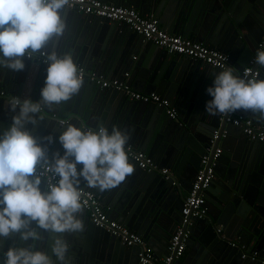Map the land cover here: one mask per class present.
Wrapping results in <instances>:
<instances>
[{
  "label": "water",
  "instance_id": "1",
  "mask_svg": "<svg viewBox=\"0 0 264 264\" xmlns=\"http://www.w3.org/2000/svg\"><path fill=\"white\" fill-rule=\"evenodd\" d=\"M101 1L134 7L143 16L157 18L169 33L227 54L231 57L228 68L238 76L264 41V0ZM65 19L68 29L60 50L72 51L75 62L112 79L122 75L128 69L132 55L143 49L155 60L151 65H143L135 79V87L140 91L159 93L174 102L185 98L189 104L180 103L184 107L188 105L185 107L187 112L183 109V117L174 120L167 115L165 107L132 101L121 92L101 88L84 79L79 95L47 113L43 120L38 119L35 126L28 124L27 130L38 141L48 135L54 137L52 144L42 141L51 158L56 152L63 155L64 151L58 142L62 131L59 120L69 118L77 126L81 123L93 127L103 124L109 131L112 127L118 128L129 137L126 146H133L155 162L172 167L179 178V184L174 186L160 173L142 170L129 158L133 173L112 189L119 204L113 217L119 223L141 235L156 254L160 246L167 248L165 256L170 254L171 239L182 226L183 233H191L188 245L194 243L197 248L196 264H264V145L250 140L240 127L228 122L226 115L213 116L205 111V103L211 99L206 88L211 86L214 74L222 70L170 53L146 42L125 24L113 23L107 18L69 9ZM211 21L216 23L212 32L208 25ZM246 29L251 36L244 35ZM233 59L239 60L240 65L233 63ZM24 63L25 69L18 72L0 67V94L4 93V97H0V135L11 126L16 114L11 110V99L37 102L41 98L46 65H37L35 60L28 58ZM255 68L260 70L259 78L264 79V68L257 64ZM249 113L255 125L264 127V119L252 111ZM218 149L221 153L216 157ZM206 155L210 156V164L216 163L215 173L223 180L211 183L202 192L208 216L183 226L184 217L179 207L168 210L165 202L180 199L183 206ZM189 178L191 182L185 183ZM81 188L89 189L83 184ZM89 190L99 195L98 190ZM125 203L131 205L125 208ZM84 211L80 217L85 225L84 232L65 234L68 243L72 236L75 238L74 247L69 245L71 264H140L137 247L124 245L120 239L93 224L86 226L87 211ZM41 234L47 240L48 234L42 231ZM84 237L89 238L85 246L82 243ZM92 238L99 248L89 249ZM232 242L238 246L232 247ZM32 243L31 240L21 241L18 235L6 239L0 248V264L4 261L3 252L9 248L28 247ZM35 248L52 255L50 241L46 249L42 242ZM72 251L75 258H72ZM253 251L259 252L260 260L253 262L242 258ZM172 264L183 263L175 260Z\"/></svg>",
  "mask_w": 264,
  "mask_h": 264
},
{
  "label": "clouds",
  "instance_id": "2",
  "mask_svg": "<svg viewBox=\"0 0 264 264\" xmlns=\"http://www.w3.org/2000/svg\"><path fill=\"white\" fill-rule=\"evenodd\" d=\"M74 0H0V67L13 72L25 69L24 59L46 65V78L40 100L13 98L11 126L0 135V248L4 241L19 236L28 247H12L3 252V264H71L65 234L85 230L81 185L106 191L130 176L126 145L129 137L116 127H96L71 119L58 121L62 130L58 142L63 148L49 156L54 143L48 135L38 141L27 130L47 113L55 111L79 95L84 70L72 51H62L68 23L67 11ZM254 63L264 68V50H257ZM211 97L205 103L210 115L251 110L264 119V79L247 70L241 77L233 69L215 73ZM79 166V168H78ZM43 185V189H42ZM41 231L48 234L46 240ZM46 250H36L37 243Z\"/></svg>",
  "mask_w": 264,
  "mask_h": 264
},
{
  "label": "built area",
  "instance_id": "3",
  "mask_svg": "<svg viewBox=\"0 0 264 264\" xmlns=\"http://www.w3.org/2000/svg\"><path fill=\"white\" fill-rule=\"evenodd\" d=\"M70 10L85 15L107 18L113 23L125 24L130 30L143 36L146 42H151L170 53L187 56L192 60L201 61L219 70L228 68L230 62L228 55L182 35L169 33L162 27L157 18L143 16L139 10L134 7L116 6L102 2L101 0H74ZM259 50H264V41L260 45ZM255 56L239 76L243 77L247 70H251L252 74L259 73L260 77V70L255 68ZM35 61L37 65H45L39 60ZM78 65L84 70V79L89 80L99 87L114 89L123 93L132 101L165 107L171 119L176 120L178 118L177 110L168 99L155 93L143 94L134 90L129 83L130 73H124L120 77L107 79L102 75L90 72L80 64ZM0 97H4L3 92L0 94ZM224 115L228 117V122L236 127H240L250 140L260 142L264 145V127L257 126L252 120L242 117L239 114V110ZM215 138H217V135ZM125 150L128 157L134 161L140 169L148 172H158L166 180H171L174 186L179 184V180L171 169L161 167V165L142 151L132 148H126ZM220 153L221 150L218 149L216 157L219 156ZM210 162L209 155L203 157L201 162L202 167L195 177L189 194L184 199L181 211L184 217L183 226L191 224L194 220L205 219L208 216L209 210L202 192L209 188L215 175L216 163L210 164ZM81 191L83 193V209L89 213L92 224L106 231L111 236L120 239L124 245L128 247H137L139 249L138 257L140 264H172L175 260H180L184 256L187 248V239H189L191 233L189 231L183 233L182 226L178 228L176 234L171 239L169 248L170 254L160 260L157 258L153 248L142 236L131 231L118 221L112 220L108 216L100 197L94 191L85 188H81ZM218 232L221 233V229H219ZM237 246L238 244L236 242H232V247ZM242 258L255 262L260 260V255L258 251H253L244 254Z\"/></svg>",
  "mask_w": 264,
  "mask_h": 264
},
{
  "label": "crops",
  "instance_id": "4",
  "mask_svg": "<svg viewBox=\"0 0 264 264\" xmlns=\"http://www.w3.org/2000/svg\"><path fill=\"white\" fill-rule=\"evenodd\" d=\"M216 23H215V21H211L210 22V24H208L209 25V29L211 30V32H212V30H213V28H215V25ZM217 26H219V23H217ZM244 35L245 36H251L250 34H249V32H248V29H246L245 30V32H244ZM221 52V51H220ZM223 53V52H222ZM241 54V52H239V54H238V56ZM227 55V54H226ZM230 57V56H229ZM154 60H155V58L153 57V56H148L147 55V53L146 52H144L143 51V49L142 50H140L138 53H136V54H133L132 55V57L130 58V60H129V67H128V69L125 71V72H123V74L124 73H130V78H129V83H130V85H132V87L137 91V92H140V93H143V94H150V93H155V94H158V95H160V96H162L163 98H165V99H168L170 102H171V104H172V106L177 110V112H178V117L180 116L181 118L183 117V115L184 114H182V112H183V109H184V111H186L187 112V108H185V107H187V106H183V104H181L180 103V101H184V102H188V101H186L185 100V98L184 99H181V100H178V102H174L171 98H168V97H166V96H163V95H161V94H159V93H156V92H144V91H140V90H138L136 87H135V79H136V77H137V74H138V72L140 71V70H143V65L144 64H146V65H151V64H153V62H154ZM230 60H231V57H230ZM249 62V61H248ZM233 63H235L236 65L239 63V65H240V61L238 60V62H237V60L236 59H233ZM205 64V63H204ZM81 65V64H80ZM207 65V64H206ZM82 66H84L86 69H87V67L85 66V65H82ZM209 66V65H208ZM34 68H33V70H34V72L33 73H35V71H36V65H34L33 66ZM240 67V66H239ZM88 70V69H87ZM90 71V70H89ZM90 72H94V73H97V74H100V73H98V72H96V71H90ZM122 74V75H123ZM122 75H120V76H122ZM120 76H117V77H120ZM113 78H116V77H113ZM263 79V78H262ZM183 102V103H184ZM188 104H189V102H188ZM251 110H243V109H241V110H239V114L242 116V117H244V118H246V119H250L249 118V116L248 115H250V112ZM168 115V114H167ZM251 120V119H250ZM253 121V120H252ZM258 126V125H257ZM93 127V126H92ZM243 134H244V132H243ZM162 142V141H161ZM126 148H132V149H136L137 150V148H135V147H133V146H126ZM129 162L131 163V160H129ZM132 164V163H131ZM158 164L159 165H161V167H163V168H169L170 166H166L165 164H163V163H161V162H159L158 161ZM169 169H171L174 173H175V175H176V171H175V169H173L172 167H170ZM178 177H179V175H178ZM186 177H188V176H186ZM195 177V176H194ZM178 180H179V178H178ZM222 180L223 179H221L220 178V176L219 175H217L216 173H215V175H214V178H213V180H212V183H214L215 181H218V182H222ZM186 182L185 183H190L191 182V178H189V180H185ZM187 185V184H186ZM134 187H135V185L133 186V189H134ZM42 189H43V185H42ZM99 191V190H98ZM98 196L100 197V199H101V202H102V205H103V207H104V209H105V211H106V213L108 214V216L112 219V220H116V221H118L115 217H113V214H115V209H116V207H118L119 206V204H118V201L115 199V194H113L112 193V189H110V190H106V191H99L98 192ZM117 203V204H116ZM165 204L167 205V209L169 210L171 207H179V212L181 213V211H182V203H181V201H180V199H177L175 202L174 201H166L165 202ZM131 204H129V203H125L124 204V207L125 208H127L128 206H130ZM83 211H84V209H83ZM84 212H86V211H84ZM86 214V219H85V223H86V226H88V224H90V226L92 225V222H91V220H90V217H89V213L88 212H86L85 213ZM182 215V214H181ZM93 226V225H92ZM94 229H96L95 227H93ZM141 236V235H140ZM74 237L72 236V241H70L69 242V245L71 246V248L72 247H74V243H73V241H74ZM87 239H89V238H86V237H84L83 239H82V243H83V245L85 246V245H87ZM188 241V240H187ZM190 243H192V242H190ZM97 248H99V244L97 243V241H94V239L92 238V239H90V244H89V249H97ZM153 248V247H152ZM157 254H156V256H157V258L158 259H162V258H164L165 257V255H166V253H167V248L166 247H164V246H160V247H157ZM196 249L197 248H195V245H194V243H192L190 246L188 245V243H187V248H186V252H185V254H184V256L180 259V262H182L183 264L184 263H186V264H196V261H197V255H196ZM154 250V249H153ZM155 251V250H154ZM75 256H76V254H75V252H73L72 251V258L74 257L75 258ZM138 261H139V257H138Z\"/></svg>",
  "mask_w": 264,
  "mask_h": 264
}]
</instances>
